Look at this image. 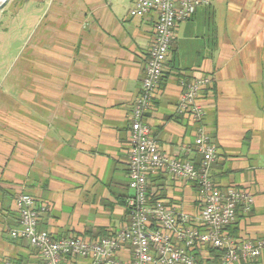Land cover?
Wrapping results in <instances>:
<instances>
[{
	"label": "crops",
	"instance_id": "0c3cea01",
	"mask_svg": "<svg viewBox=\"0 0 264 264\" xmlns=\"http://www.w3.org/2000/svg\"><path fill=\"white\" fill-rule=\"evenodd\" d=\"M32 1L30 89L20 99L7 95L14 109L0 103V264H44L29 240L10 233L20 226L21 193L45 207L37 229L54 238L116 232L130 222L132 111L156 39V12L130 15L137 0ZM209 1L175 27L146 121L161 153L196 167V137L201 129L210 137L215 183L254 199L249 210L237 207L226 230L241 243L264 238V0ZM203 76L211 83L200 92L205 116L197 121L179 102L185 84ZM148 192L197 224L202 205L192 181L161 170ZM117 256L132 263V247ZM195 258L218 264L205 248ZM235 264H264V256Z\"/></svg>",
	"mask_w": 264,
	"mask_h": 264
},
{
	"label": "built area",
	"instance_id": "2783aa9c",
	"mask_svg": "<svg viewBox=\"0 0 264 264\" xmlns=\"http://www.w3.org/2000/svg\"><path fill=\"white\" fill-rule=\"evenodd\" d=\"M209 0H137L130 9L133 17L157 13L156 39L150 50L142 92L132 111L129 133V186L133 194L127 201L130 222L113 235L92 239L84 236L54 238L50 233L38 231L37 225L45 207L25 193L16 198L20 226L11 230L13 238L30 241L44 264H127L117 253L130 245L133 261L130 264H196L195 249L211 246L224 251L220 264H235L241 260H254L264 256V238L236 242L227 233L235 223L237 207L249 210L253 196L243 188L222 190L211 176V167L217 158V147L203 129L196 137L202 155L196 167L190 161L161 153L152 130L146 121L159 93L160 80L171 51L174 30L178 23L191 19L198 8L208 6ZM211 83L203 76L185 84L179 110L188 112L201 121L205 108L199 102L200 92ZM167 170L177 177L196 184L200 193L201 209L197 224L190 223L185 213L176 212L162 200L152 201L148 192L149 177ZM1 264H15L4 260Z\"/></svg>",
	"mask_w": 264,
	"mask_h": 264
},
{
	"label": "rangeland",
	"instance_id": "374dc122",
	"mask_svg": "<svg viewBox=\"0 0 264 264\" xmlns=\"http://www.w3.org/2000/svg\"><path fill=\"white\" fill-rule=\"evenodd\" d=\"M33 8L32 0H8L0 10V103L9 108L13 101L7 95L20 99L24 88L30 89L25 72L30 71L35 38L30 21Z\"/></svg>",
	"mask_w": 264,
	"mask_h": 264
},
{
	"label": "trees",
	"instance_id": "16d2710c",
	"mask_svg": "<svg viewBox=\"0 0 264 264\" xmlns=\"http://www.w3.org/2000/svg\"><path fill=\"white\" fill-rule=\"evenodd\" d=\"M200 164H201V162H200ZM200 164H199V166H200ZM199 166H197V167H199ZM151 199H152V201L158 200V198H151ZM99 232L98 233H89V234L88 233L87 234H75V235L84 236V237H90L92 239H99L101 237L110 236V235H113L115 233V232L111 231L109 233L104 232L103 234L100 233V235H98ZM72 236H74V235H72ZM13 239H22V238H13ZM202 248H205L208 251V253L211 256V259L218 260V264H220L221 258H222L223 254H224V251L223 250H221L219 248H215V247H211V246L204 245V246L197 247L195 249V257L198 255V251H200ZM196 263H197V260H196Z\"/></svg>",
	"mask_w": 264,
	"mask_h": 264
},
{
	"label": "water",
	"instance_id": "95a60500",
	"mask_svg": "<svg viewBox=\"0 0 264 264\" xmlns=\"http://www.w3.org/2000/svg\"><path fill=\"white\" fill-rule=\"evenodd\" d=\"M8 0H1L0 1V10L3 8V6L6 4Z\"/></svg>",
	"mask_w": 264,
	"mask_h": 264
},
{
	"label": "bare ground",
	"instance_id": "6f19581e",
	"mask_svg": "<svg viewBox=\"0 0 264 264\" xmlns=\"http://www.w3.org/2000/svg\"><path fill=\"white\" fill-rule=\"evenodd\" d=\"M1 1V0H0Z\"/></svg>",
	"mask_w": 264,
	"mask_h": 264
}]
</instances>
